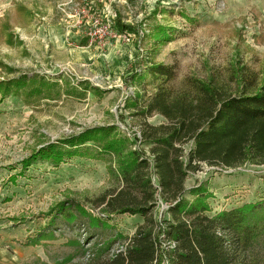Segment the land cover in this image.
Returning <instances> with one entry per match:
<instances>
[{
	"label": "rangeland",
	"instance_id": "1",
	"mask_svg": "<svg viewBox=\"0 0 264 264\" xmlns=\"http://www.w3.org/2000/svg\"><path fill=\"white\" fill-rule=\"evenodd\" d=\"M116 19L126 27L120 34ZM162 33L169 40L159 41ZM239 62L261 75L264 0H0V81L27 76L51 83L45 96L22 92L0 100V264H76L87 258L77 244L87 250L114 232L131 237L142 224L139 216L103 211L110 162L74 157L55 167L39 160L20 175L21 160L94 128L113 129L112 136H125L150 159L138 140L141 123L167 121L157 112L134 116L159 90L146 68L174 67L175 80L166 87L174 99L189 95L192 81L235 93ZM201 184L211 195L209 215L256 203L264 200V164L201 163L185 190ZM59 205L72 215H57L53 237L29 245ZM167 209L157 195V222L169 218ZM96 219L111 229L93 228ZM252 254L264 262V238Z\"/></svg>",
	"mask_w": 264,
	"mask_h": 264
},
{
	"label": "trees",
	"instance_id": "2",
	"mask_svg": "<svg viewBox=\"0 0 264 264\" xmlns=\"http://www.w3.org/2000/svg\"><path fill=\"white\" fill-rule=\"evenodd\" d=\"M125 28L116 19V33ZM157 39L165 42L169 36L162 33ZM236 66L235 93L228 94L213 82L192 81L189 95L183 92L174 99L166 88L175 80L174 67L150 64L146 68L159 90L143 114L134 116L157 112L167 121L158 126L141 123L138 140L148 148L150 159L132 149L125 136H112L113 129L94 128L42 146L19 162L20 175L39 160L55 167L74 157L110 162L111 188L100 198L103 211L141 217L142 224L131 237L114 232L87 250L77 244L76 250L80 248L87 258L76 264H161L165 260L167 264H264L252 254L264 238V200L209 215L207 186L185 190L188 174L201 163L227 169L264 164V66L261 75L240 62ZM34 79L20 76L0 81V100L23 96L22 92L26 97L48 94L51 83ZM188 141L192 146L185 152ZM157 195L168 207L169 218L163 222L154 215ZM51 212L46 228L29 245L53 237L50 228L57 215L65 220L72 215L62 205ZM89 224L111 229L97 219ZM119 241L122 248L111 252Z\"/></svg>",
	"mask_w": 264,
	"mask_h": 264
},
{
	"label": "built area",
	"instance_id": "3",
	"mask_svg": "<svg viewBox=\"0 0 264 264\" xmlns=\"http://www.w3.org/2000/svg\"><path fill=\"white\" fill-rule=\"evenodd\" d=\"M107 27H109V26H107Z\"/></svg>",
	"mask_w": 264,
	"mask_h": 264
}]
</instances>
